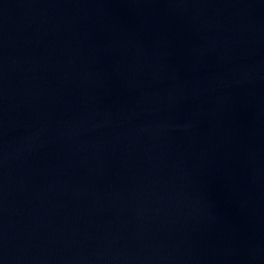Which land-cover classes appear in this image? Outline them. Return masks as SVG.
<instances>
[{
  "label": "water",
  "instance_id": "95a60500",
  "mask_svg": "<svg viewBox=\"0 0 264 264\" xmlns=\"http://www.w3.org/2000/svg\"><path fill=\"white\" fill-rule=\"evenodd\" d=\"M0 264H264V0H0Z\"/></svg>",
  "mask_w": 264,
  "mask_h": 264
}]
</instances>
